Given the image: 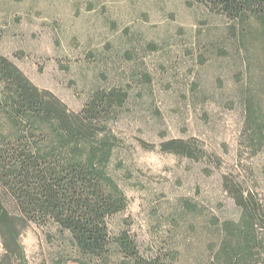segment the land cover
I'll return each mask as SVG.
<instances>
[{
    "label": "rangeland",
    "instance_id": "374dc122",
    "mask_svg": "<svg viewBox=\"0 0 264 264\" xmlns=\"http://www.w3.org/2000/svg\"><path fill=\"white\" fill-rule=\"evenodd\" d=\"M231 27L192 0H0V56L38 90L72 113L95 91H128L106 128L108 172L129 201L109 230L127 229L146 257L207 264L219 225L240 216L225 182L264 197V146L248 144L246 59ZM172 141L192 156L164 150ZM21 242L28 264H77L55 227L30 223Z\"/></svg>",
    "mask_w": 264,
    "mask_h": 264
},
{
    "label": "trees",
    "instance_id": "16d2710c",
    "mask_svg": "<svg viewBox=\"0 0 264 264\" xmlns=\"http://www.w3.org/2000/svg\"><path fill=\"white\" fill-rule=\"evenodd\" d=\"M192 1L232 25L246 59L242 102L248 144L257 154L264 146V0ZM0 88V264H28L21 234L30 223L67 234L77 264H111L114 256L117 264H176V253L146 257L127 229L115 236L109 230L129 201L108 172L115 144L106 128L126 106L128 91H95L72 113L2 56ZM164 150L192 156L180 141ZM224 187L240 216L219 225L207 264H264V197Z\"/></svg>",
    "mask_w": 264,
    "mask_h": 264
}]
</instances>
